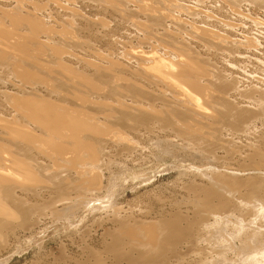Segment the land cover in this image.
<instances>
[{"label":"rangeland","instance_id":"1","mask_svg":"<svg viewBox=\"0 0 264 264\" xmlns=\"http://www.w3.org/2000/svg\"><path fill=\"white\" fill-rule=\"evenodd\" d=\"M145 3L149 10L148 8L146 10ZM3 11L9 13L4 16ZM22 14L37 18L39 26L43 23L44 26L49 28L47 30L49 34L38 31L37 37L43 41L46 47V53L42 54L40 59L50 65L52 71H50V74L45 68H42L43 71L39 74L42 76L48 74L54 83L57 78H62L60 80V83L63 84L62 92H71V90L76 89L92 99L104 97L114 109L117 108L116 103L119 101L125 100V102L130 103V92L123 89L126 83L122 82V78H128L130 82L137 84L139 90L144 89L142 91L145 94L149 93V95H152L151 97L161 98L160 95L163 94L159 101H155V103L159 102V104L156 103L158 107L164 98L163 103L166 102L167 106L169 104L168 109H171V106L175 104L176 106L173 108L176 107V110L184 109H179L181 105H184L182 99L178 102L180 104L175 103L178 96H180L179 93L177 94L174 91L175 88L171 87L170 89V86L164 82L162 83L161 80L159 83L158 79L156 82L154 76L149 77L151 70L148 72L150 68L147 65L153 62V56L156 55L166 60L177 61V57H184L181 54L187 56L189 53L190 57L199 59L198 61L213 74L216 71L221 73L224 79L228 77V80L234 77L237 78V81L240 80L239 85L241 88H247L253 84L264 88V0H0V24L2 23L5 27L13 29L15 27L12 25L9 16L18 17ZM2 24L1 27H3ZM202 29L206 31L202 32ZM18 32L24 36H30L32 33L30 25L24 22H21ZM0 39L3 40L1 33ZM1 40L0 47L3 48L5 44ZM53 45L64 47L66 52H54V55ZM49 54L55 60H57L56 58L64 59L76 71H83L92 82L85 83L80 79H76L75 84L69 83L66 78L68 76L62 73L63 69L61 67L55 65L54 59L51 63L52 58L47 57ZM3 66V63H0V92L1 90L27 92L33 90L31 87H35L41 94L47 93L49 95L47 86L39 83L38 79L32 78L28 81H22L17 76L8 73ZM150 75H153V73ZM207 78L211 79V75H207ZM125 79L123 81L126 82ZM108 82L109 87L112 86V93L106 92L107 87L105 84ZM155 82L156 85H154ZM93 84H99L100 90L95 89ZM122 85L123 88H121ZM232 93L228 95V98L238 101V104L246 107L250 114L260 110L256 104H252L247 99L241 101L236 93ZM6 102L3 94L0 93V113L4 116L6 114L14 115L13 108ZM90 106L91 109H97L96 107H98L91 104ZM106 106L104 107L109 108V105ZM181 107H186V105ZM231 112L233 115L228 114L225 124L234 127L242 126L244 123L241 119L237 121L230 119L237 114L241 115V113L236 110ZM243 116L248 117L249 114H243ZM1 128L0 125V130ZM255 129L257 135L262 133V141H260L263 150L264 125L256 122ZM164 130L169 131L166 128ZM158 133L157 131L152 134L149 132L147 142H142L149 145V142H152L151 140L161 141L163 145L173 147L174 154L187 160L188 163L185 164L186 168L185 166L184 168L177 167V169L168 167V171L158 175L155 183L151 185L152 188H149V186L147 187L149 189H141L138 191L139 193L130 190L132 178L131 180L128 179L129 181L127 179L126 181L123 180V175L127 174L128 171L120 172L121 163H126L135 172L148 173L151 169L154 168L155 170L157 167H159L158 170H161L163 165L166 167L170 165L171 167L172 164L177 162L175 158L162 155L158 160L150 157L132 163L125 156H119L111 152L105 156V160L107 162L116 161V164L111 165L110 168L115 174V183L119 185L123 181L128 187L127 190L120 191V197L122 198L118 197L119 200L116 198L123 209L128 208V203L135 204L143 212V216L163 222H165L166 214L173 211H181L188 216L186 220H190L191 223L187 221V227H189L186 229L189 232H185V238L182 237L181 241L179 240L180 245L175 243L176 247H170V250L165 253V257L149 258L141 255L133 258L130 255L132 251L129 246L115 233L117 226L111 224L112 220L100 221L101 218L97 210L92 212L90 208H85L77 210L72 215L73 217L68 220L53 223L48 218H44L35 227L27 228L26 226V230L23 228L25 231L20 229L17 236L9 237L7 244L0 248V262H4V264H120L125 263L126 258L130 257L136 261L131 262V264H223L225 261V264H249L252 258L256 257L254 255L255 248L260 246L259 242L249 243L250 238L257 232L264 233V227L259 226L262 221L258 222L256 217L258 208L261 207V204H264V173L259 174V169L257 171L258 165L263 163L264 160L255 156H248L245 157L248 161H243L244 153L251 148L249 146L248 148L246 143L249 145L250 141H255L256 133L254 137L249 139L241 136L240 142L243 143H240L239 139L235 140L238 143L237 145L241 146L239 151L241 155L236 152L238 155H233V158L225 154L228 150L227 146H224V148L194 147L191 144L179 142V139L177 140L171 132ZM153 134L156 135L151 137ZM234 143L236 144V142ZM193 148L198 149L200 152L198 154L203 157L198 155L199 157L192 158L191 156L195 152ZM239 156H241V159L238 158ZM118 162L120 163L118 164ZM192 167L194 169L195 167L199 168L201 173L207 174L208 177L201 178L198 176L197 170L192 169ZM226 169L230 170L237 179L240 178L239 180L262 176V189H251L254 186L250 183H247L248 186H244L246 184L229 186L227 187L228 192H223L221 189L218 192L215 191L216 195L220 193L217 196L218 199L223 200L221 204L223 206H220L221 209H217L219 206L216 207L215 199L211 200L213 203L211 201L210 203L213 205L212 208L215 204L217 210L214 208L213 211H209L204 207L202 208V206L199 207L198 204L203 196V193L199 191L207 184V180L214 175L213 173L216 170ZM178 179H183L187 185L186 183L185 185L180 184L177 182ZM106 185L107 176L104 179L103 189L98 191L99 193L96 192L97 194L95 193L94 197L106 196L108 194ZM116 189L117 187L114 188L115 192ZM77 191L71 190L69 194L74 193L71 196L72 198L77 197L79 193L81 197L91 195L86 194V192L83 193V190ZM193 191L198 192L199 197L196 195L198 200L193 197V194L197 192L194 193ZM42 194L47 199L49 191L43 187ZM246 204H254V206H246ZM195 213H198V216H194ZM235 218L236 223H234ZM192 220L193 222L196 221L197 224L199 223L195 227L196 230L193 231L190 229L191 224H194ZM262 224L264 226V223ZM185 225L183 223V226ZM239 226H243V231H240V233H238ZM226 229L236 237V241L232 240V242L238 248L230 246L227 247V250L225 247L223 248L224 251L221 252L219 247L231 245L230 241L227 240L229 236H224V232H222ZM214 232H220L219 240H210L214 239ZM263 238L264 235H261V242L264 243ZM118 239L121 241L119 242ZM176 241L178 243V240ZM208 242L213 243L212 245L219 243L218 248H216L217 251L212 247H208ZM232 250L234 251L232 252Z\"/></svg>","mask_w":264,"mask_h":264},{"label":"bare ground","instance_id":"2","mask_svg":"<svg viewBox=\"0 0 264 264\" xmlns=\"http://www.w3.org/2000/svg\"><path fill=\"white\" fill-rule=\"evenodd\" d=\"M144 6L147 10L146 3ZM3 13L6 16L9 12L3 11ZM15 17L14 15L12 17L11 15L9 16L12 25L17 29L13 27V29L7 28L2 23L3 27H1L0 24V33L3 37V40H0L5 44L3 48L0 47V63H3V67H5L8 73L17 76L22 81H28L32 78L38 79L39 83L47 86V92L50 96L47 93L41 94L35 87H31L33 90L27 92H8L6 90H1L0 92L15 112L12 116L7 114V116H4L0 113V125L2 127L0 130V248L7 244L9 237L17 236V232L20 229L24 228L26 230V226L27 228L35 227L44 218H48L53 223L68 220L73 217L72 215L77 210L90 208L92 212H96L97 210L100 215L101 220L99 218L98 222L99 220H112L111 224L117 226L115 233L126 242L132 251L131 257L134 258L141 255L149 258L165 257L164 255L167 253V250H170V247H174L176 244L180 245L181 238H185V232L188 231L189 227H187L188 220H186L188 216L181 211H173L166 214L165 222H163L143 216V212L135 204L128 203V208L123 209L116 198L121 196L120 191L123 192L128 187H126L123 181L119 185L115 183L116 177L110 168L111 165L116 164V161L107 162L105 156L114 152L119 156H125L132 163L150 157L158 160L162 155H169L177 160L171 167L170 165L167 167L163 165L161 170H158L159 167H157L155 170L154 168L151 169L148 173L135 172L126 163H121L122 166L119 167L120 172L128 171L127 174L123 175V180H131L132 178L130 190L136 193L141 189L152 188L151 185L155 183L158 175L168 171V167L171 169L172 167L174 169H177V167L184 168L185 164L188 163L187 160L179 158L174 154L173 147L163 145L161 141L151 140L152 142L146 145L144 142H147L149 132L150 134L156 131L159 133L171 132L177 140L179 139V142L182 141L194 147L211 146L214 148H224V146H227L228 150L225 152L227 156H232L233 158V155H238V153L241 155V152H239L241 146L237 145L238 143L235 140L239 139L240 142L241 136H245L248 139L254 137L256 122L264 125V88L256 84L250 87L246 86L247 88H241L239 85L240 80L237 81V78L234 77L228 80V77L224 79L221 73L216 71L213 74V72L208 71L198 61L199 59L190 57L189 53L188 55L186 54L187 56L181 54L184 57H177V61L166 60L156 55L153 56V62L147 65L150 68L148 72L151 70L153 73V75H150L152 74L150 72L149 77L151 76L150 78H152L154 76L156 82L159 80L160 83L161 80L162 83L164 82L170 86V89L171 87L175 88L174 91L181 96H178V99L176 98L177 102L175 103H178L182 99L184 105L181 106L186 105V107L180 106L179 108L178 106L179 109H184L176 110V107L173 108L176 106L175 104L171 106V109H168L169 104L167 106L166 102L163 103L164 98L162 102L160 100L161 104L158 107L156 103L159 104V102L155 103V101H159L163 97V94L160 95L161 98L151 97L152 95H149V93L147 95L142 91L144 89L139 90L137 84L130 82L128 78H122L126 82L118 78L126 83L124 84L125 87L123 88L122 85L121 88L130 92V103L125 102V100L119 101L116 103L117 108L114 109L107 103L104 97L92 99L76 89L74 91L71 90V92H62L63 84L60 83L62 78H57L54 83L48 74L47 76L40 75L39 73L43 71L42 68H45L47 72L52 71L50 65H47L40 59V56L46 53V47L43 41L37 37L38 31L47 32L49 28L41 22V26H39L38 19L32 18L31 15L22 14ZM21 22L30 25L32 31L30 36H24L18 32ZM39 27L40 29L38 30ZM65 27L67 28V26ZM204 31L202 29V32ZM63 49L64 47L54 46L53 53L66 52ZM47 57L52 58L51 63L53 59L55 60L50 54ZM56 59L55 62L57 64L55 63V65L63 69L64 72L62 71V73L68 76L66 78L69 83L75 84L76 79H80L85 83L92 82L83 71H76L62 58ZM207 75H211V79H208ZM53 78L55 79V77ZM154 81L151 82L153 83ZM260 81L262 82L261 79ZM156 82L154 85H156ZM105 85L107 87L106 92L112 93L113 89H111V85L109 87V82ZM150 85L152 84L150 83ZM93 86L95 89L100 90L99 84H93ZM231 92H233L232 94L236 93L241 98V101L247 99L252 104H256L260 110L250 114L246 107L238 104V101L228 98ZM90 104L98 106L96 107L97 109H91ZM106 105H109V108H105L104 106ZM233 110L241 113V115L237 114L230 118L234 121L241 119L244 124L240 127L225 124L228 114L233 115L231 112ZM242 113L249 114V116H243ZM165 128L169 131H165ZM154 135L156 134H153L151 137ZM261 137L262 133L255 136V141H250L249 145L246 143V146L251 148L248 147L249 150L244 153L245 156L242 155L243 161H248L245 159L248 156H255L264 160ZM257 138L259 141L261 140L260 143ZM170 141L172 142V140ZM182 142L181 145L183 144ZM240 143L243 142L241 141ZM193 149H195L194 154L189 151L193 154L191 157H199V150ZM238 158L241 159V156ZM258 169L260 171L259 174L261 172L264 173V162L258 165L257 171ZM194 170H197V174L201 178L204 176L208 177L207 174L201 173L199 168L195 167ZM213 174L207 180V184L203 188L201 187L203 189H201L202 192L199 191L203 193V196L198 205L209 211H213L215 208V204L214 208H212L211 200L215 199L217 203L216 207L219 206L217 209H221L220 206H223L221 205L223 200L217 197L220 193H217L218 195L215 193L219 189L223 192H228L227 187L229 186L244 184H246L244 186H248L247 183L254 186L251 189L256 188L255 190H260L263 187L262 176V178H258V176L254 175L255 177L252 179L239 180L240 178L234 177L233 173L227 169L216 170ZM106 176L107 185L105 187L108 194L104 197H94L96 192L103 189ZM190 181L193 182L195 180ZM177 182L182 185L186 183L183 179H178ZM198 186L200 185L198 184ZM43 187L49 191L47 199L43 197ZM115 187H117V193L114 191ZM71 190H78L77 192L83 190V193L86 192V194L91 195L81 197L79 193L77 197L72 198L71 196L74 193L72 195L69 194ZM197 194L198 192L193 194L195 199L199 197ZM211 202L213 203V201ZM254 204H246V206H254ZM260 206L256 217L258 222L262 221L264 223V204ZM197 214L195 213L194 216H198ZM188 222L191 223L190 220ZM183 223L186 224V227L183 226ZM192 223L194 224L190 226L191 231L196 230L195 227L199 224L196 221L193 222V220ZM234 223H236V218L234 219ZM262 223L259 225L260 227H264ZM243 226L245 227L246 225L244 224ZM243 226L238 227V233L243 231ZM222 232H224V236H229L227 240L230 241L231 245H222L221 248L219 247V251H224L223 248L225 247L228 250L230 246L238 248L232 242V240L236 241L234 234L227 229L222 230ZM261 235H264V233L257 232L250 238L249 243L252 242L254 244L259 242L260 246L255 248L254 255L256 257L254 256L249 264H264V243L263 241L261 242ZM218 238H220V232H214V239L210 240L216 241L219 240ZM118 240L119 242L121 241L120 239ZM176 240H178V243ZM210 243L208 242V247H212V249L217 251L216 248H218L219 243L216 245ZM133 258H126V262L120 264L136 262ZM0 264H4V262H0Z\"/></svg>","mask_w":264,"mask_h":264}]
</instances>
